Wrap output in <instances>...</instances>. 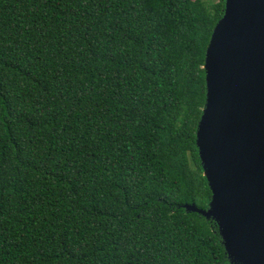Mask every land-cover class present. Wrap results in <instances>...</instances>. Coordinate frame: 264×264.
<instances>
[{
	"label": "trees",
	"instance_id": "obj_1",
	"mask_svg": "<svg viewBox=\"0 0 264 264\" xmlns=\"http://www.w3.org/2000/svg\"><path fill=\"white\" fill-rule=\"evenodd\" d=\"M224 0H0V264H230L196 129Z\"/></svg>",
	"mask_w": 264,
	"mask_h": 264
},
{
	"label": "water",
	"instance_id": "obj_2",
	"mask_svg": "<svg viewBox=\"0 0 264 264\" xmlns=\"http://www.w3.org/2000/svg\"><path fill=\"white\" fill-rule=\"evenodd\" d=\"M196 147L230 264H264V0H224L205 52Z\"/></svg>",
	"mask_w": 264,
	"mask_h": 264
}]
</instances>
